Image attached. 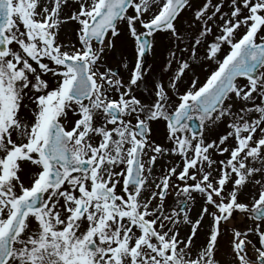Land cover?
Instances as JSON below:
<instances>
[{"label": "snow or ice", "instance_id": "6c2138e0", "mask_svg": "<svg viewBox=\"0 0 264 264\" xmlns=\"http://www.w3.org/2000/svg\"><path fill=\"white\" fill-rule=\"evenodd\" d=\"M192 7L191 0H0V264H219V237L236 215L249 226L232 229L234 259L264 264V0H204L194 12V42L179 58L171 54L177 70L167 87L135 94L148 37L167 31L179 44L176 22ZM70 22L75 43L60 39ZM121 24L136 45L127 83L106 64ZM184 53L215 67L180 92L194 72ZM161 123L170 147L152 138ZM221 123L226 133L209 141L205 130ZM170 155L181 165L157 176V159ZM170 188L184 197L172 211ZM193 193L203 199L195 221ZM206 217V243L196 249ZM182 225L191 226L186 237Z\"/></svg>", "mask_w": 264, "mask_h": 264}, {"label": "rangeland", "instance_id": "374dc122", "mask_svg": "<svg viewBox=\"0 0 264 264\" xmlns=\"http://www.w3.org/2000/svg\"><path fill=\"white\" fill-rule=\"evenodd\" d=\"M193 7L186 9L176 22V26L179 29L183 40L178 44L175 38L167 31L155 33L151 39V50L150 56L146 67L143 68L144 81L140 83V86L136 89L135 94L138 98L143 99L149 95V91L153 88V85L163 83L166 87L177 70V64L172 62L169 64V60L172 53H177V57H180V48L188 47L194 42V39L199 31L200 25L194 19V12L197 7H199L204 0H191ZM76 9V5L72 4L70 7H65L63 10L64 15L70 14ZM227 10V9H225ZM131 13V10H130ZM65 25L62 26L60 39L62 41H72L76 42V32L75 29L77 25L75 22H70V30H66ZM120 35L114 38L115 47L106 53V64L113 71H118L117 75L122 79L123 82L127 83L130 77V73L133 70L134 64L136 62V45L133 38L129 35L124 24L119 26ZM211 40V37L208 38ZM199 55L202 57L204 55V49L201 47L199 49ZM183 56L189 59L190 63L194 64V72H188L187 77L179 86V91L183 92L189 86V80L194 76L198 78L199 82L202 84L212 69L215 67L214 64L203 61V62H193L188 56V53H184ZM143 65V61L141 60ZM127 64V68L124 65ZM238 83H245L244 79H239ZM172 94V93H170ZM21 113H28L27 110H23ZM30 119V117L28 116ZM152 138L157 143L164 144L165 147H170L164 140V125L153 124L152 125ZM226 126L221 123L219 126L212 128L211 130H205L206 138L211 140H218V138L226 133ZM231 143V141L229 142ZM227 156V154H225ZM216 159H223L224 157L216 156ZM164 158H158L155 165V172L158 170V162ZM169 165H181V158L176 155H170L169 160L163 165V169L169 168ZM179 171V168L177 169ZM193 182L189 181V184ZM183 187V182L177 181ZM179 189L173 190L171 188L170 195L166 200V208L168 211H172L177 208V202L183 200V196H177L176 192ZM193 200L191 201L189 216L190 219L195 221L198 218V214L201 211V205L203 204V199L198 193H193ZM249 226V222L245 221L240 215L235 216V220L231 225H225L222 230V234L218 240V249L216 259L219 264H237V261L233 257L231 250V239H232V229L233 227L239 230L245 229ZM210 228V218H205L202 222V226L198 229L197 235L194 238V245L196 249H201L206 243L207 233ZM191 231L190 225L181 226V237H186ZM254 243L255 236H250ZM195 251V250H194ZM251 248L249 252L251 253Z\"/></svg>", "mask_w": 264, "mask_h": 264}, {"label": "flooded vegetation", "instance_id": "af4514ba", "mask_svg": "<svg viewBox=\"0 0 264 264\" xmlns=\"http://www.w3.org/2000/svg\"><path fill=\"white\" fill-rule=\"evenodd\" d=\"M21 115L22 116H29L30 117V115H29V113H21ZM169 160V156H166L164 159H162L160 162H158V170H157V173L155 172V174L157 175V176H159L160 175V173H161V171L163 170L164 171V169H163V165H165L166 164V162ZM169 167H171V165H169ZM168 169H166V171H167ZM31 174V170L30 169H28L27 167H25V172L24 173H22L21 175H22V178L24 179V182H25V185L27 186L28 185V176ZM175 183H177V181H175ZM170 190H171V188H170ZM169 190V191H170ZM254 243H256V237H255V239H254ZM258 246V245H257Z\"/></svg>", "mask_w": 264, "mask_h": 264}, {"label": "water", "instance_id": "95a60500", "mask_svg": "<svg viewBox=\"0 0 264 264\" xmlns=\"http://www.w3.org/2000/svg\"><path fill=\"white\" fill-rule=\"evenodd\" d=\"M148 39L150 40V37H148ZM148 54H149V50H147L145 52V54H144V60H145V62H147V60H148ZM191 127L194 128V129H196L197 130V133H199V123L197 124V126L191 124Z\"/></svg>", "mask_w": 264, "mask_h": 264}, {"label": "bare ground", "instance_id": "6f19581e", "mask_svg": "<svg viewBox=\"0 0 264 264\" xmlns=\"http://www.w3.org/2000/svg\"><path fill=\"white\" fill-rule=\"evenodd\" d=\"M64 28L69 31L70 30L69 23L66 24Z\"/></svg>", "mask_w": 264, "mask_h": 264}]
</instances>
